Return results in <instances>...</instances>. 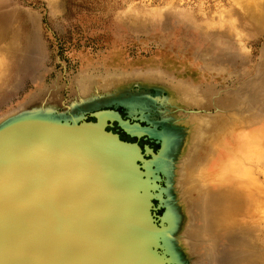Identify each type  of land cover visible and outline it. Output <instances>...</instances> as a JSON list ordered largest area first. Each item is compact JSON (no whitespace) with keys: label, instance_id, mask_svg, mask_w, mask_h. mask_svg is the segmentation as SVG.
<instances>
[{"label":"rangeland","instance_id":"1","mask_svg":"<svg viewBox=\"0 0 264 264\" xmlns=\"http://www.w3.org/2000/svg\"><path fill=\"white\" fill-rule=\"evenodd\" d=\"M0 18V127L37 112L95 122L99 110L148 127L164 110L159 87H190L181 117L205 119L181 185L193 199L211 195L209 222L223 219L215 211L228 194V224L210 226L208 239L190 228L189 256L264 264V0H0ZM133 99L135 115L123 104ZM107 129L147 160L163 147L118 120ZM153 200L159 223L164 208Z\"/></svg>","mask_w":264,"mask_h":264},{"label":"bare ground","instance_id":"2","mask_svg":"<svg viewBox=\"0 0 264 264\" xmlns=\"http://www.w3.org/2000/svg\"><path fill=\"white\" fill-rule=\"evenodd\" d=\"M79 115L23 113L0 131V264H199L186 232L208 239L211 195L185 192L189 159H164L165 178L156 160L143 161L142 173L136 147ZM197 135L187 154L195 155ZM156 197L161 228L149 211Z\"/></svg>","mask_w":264,"mask_h":264},{"label":"flooded vegetation","instance_id":"3","mask_svg":"<svg viewBox=\"0 0 264 264\" xmlns=\"http://www.w3.org/2000/svg\"><path fill=\"white\" fill-rule=\"evenodd\" d=\"M85 84L87 85V83ZM86 87L89 88L90 85L89 87L88 86ZM88 92L89 90L86 91V94ZM162 93H165L163 98L161 99L162 100L161 106L162 107L164 106V110L162 112L156 111L157 114L161 115L162 117L161 118L156 117L157 120L156 119L150 120L152 121L151 122L152 124L149 125L148 127H143L141 124L132 122L131 120L123 121L119 113H116L111 110H103L101 112H98L97 113L98 120L96 122L102 121L106 123L107 121L110 120L114 124V122L118 120L121 123V125L124 127V129L127 132L131 133L132 135H137L139 137H142L148 134L152 137H158L161 140H163V147L158 154H153L152 156L151 154L153 153V150H151L149 147L147 148L146 154L151 155L150 160H156L160 168L161 177L165 178L166 170L169 169L166 167L164 159L171 157L179 158V159L191 158L193 155L187 153L194 141L193 140L194 134L199 130L198 126L202 122H204L203 120L205 118H201L202 116H194L193 114H188V118L181 117V115H183L182 110L185 111L186 109L185 104L195 99L194 97L189 98V95L192 93V89L190 87L183 86L182 84L179 83L177 84L171 82L169 86L166 85L165 87H159L158 95L162 96ZM105 94H107V96H111V94L109 93H105ZM145 97H146L145 95L143 96L141 95V98H144V100ZM136 100L137 99H133L132 101H127L126 103H123L127 105L131 115L138 114L139 104H137ZM141 113L143 114L142 115L143 119L149 118V114L144 112ZM160 125H162L161 128H159ZM162 186H166V183L165 182L162 183Z\"/></svg>","mask_w":264,"mask_h":264},{"label":"water","instance_id":"4","mask_svg":"<svg viewBox=\"0 0 264 264\" xmlns=\"http://www.w3.org/2000/svg\"><path fill=\"white\" fill-rule=\"evenodd\" d=\"M19 119L17 118L16 120H12V121H9V122H7L6 124H10V123H13L14 121H18ZM84 121H81L80 122V124L79 123H77L74 127L75 128H73V125H72V129L73 130H75L76 129V127L78 128V127H80V125H81V123H83ZM86 123H92V124H96V122H92V121H90V122H86ZM6 124H4L3 126H1L0 127V131L2 130V129H4V126L6 125ZM106 124L108 125V121L106 122ZM13 125V124H12ZM16 125H18V124H16ZM104 130H106V127H104ZM3 131V130H2ZM1 131V132H2ZM107 131V130H106ZM0 132V133H1ZM108 132V131H107ZM112 133V132H111ZM112 135L114 136V135H116L117 136V140L120 142V143H125L126 145H129V146H133V147H136V149H137V152H138V158H136V162H135V164L139 167V169H140V171L142 172V173H144L146 170H145V166H144V162L143 161H146L147 159L145 158V156H144V153H143V151H142V148L140 147V145L137 143V142H129V141H125V140H123V139H120L119 137H118V134L117 133H112ZM142 167V168H141ZM151 193H153V192H151ZM149 203H150V209H149V211H150V216H151V218H152V220H154V222H155V224H156V226H158L159 228H161L160 226H159V224H161L162 225V217H161V219H160V221H159V223H157V219L155 218V217H153V215H152V210H154V208H155V206H153V202L150 200L149 201ZM152 206H153V208H152ZM152 208V209H151Z\"/></svg>","mask_w":264,"mask_h":264},{"label":"crops","instance_id":"5","mask_svg":"<svg viewBox=\"0 0 264 264\" xmlns=\"http://www.w3.org/2000/svg\"><path fill=\"white\" fill-rule=\"evenodd\" d=\"M227 201H228V194H226L225 205H224L225 208H227V205H226V204H228ZM225 208H224V210H222L220 208H216V211H215V213L217 214L221 210V213L220 214L223 213V219L222 220H220V218H218L217 215H216V218L215 219L213 217H211L210 225L214 227L216 233L222 231L221 225L228 224V220H226V218H228V211L225 212ZM224 214H225V217L226 218L224 217Z\"/></svg>","mask_w":264,"mask_h":264}]
</instances>
